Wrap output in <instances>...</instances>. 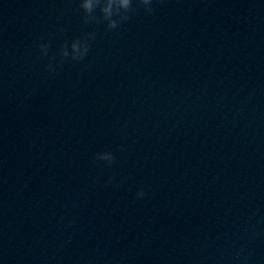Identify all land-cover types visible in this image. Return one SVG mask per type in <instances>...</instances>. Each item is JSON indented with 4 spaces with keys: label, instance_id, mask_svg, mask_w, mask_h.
I'll return each mask as SVG.
<instances>
[{
    "label": "clouds",
    "instance_id": "1",
    "mask_svg": "<svg viewBox=\"0 0 264 264\" xmlns=\"http://www.w3.org/2000/svg\"><path fill=\"white\" fill-rule=\"evenodd\" d=\"M137 3L146 6L145 10L148 13L153 11V8L151 7L153 0H137ZM97 7L100 8L103 19L107 21V27L109 29H116L118 27V20L113 19L114 15L119 18V21H127L130 18L128 13L136 11L133 7V0H80V8L83 9L85 14V23L90 21H96L99 23V19L93 15ZM90 38L94 37L91 35L83 39L78 37L72 41L71 49L73 60L82 59L87 54L89 51V44L87 41ZM40 48L46 53L47 45L41 44ZM61 54L64 57L69 56L67 44L62 47ZM97 158L107 161L109 165L115 160V156L111 152L97 153ZM144 195V189L141 188L138 191L137 196L143 197Z\"/></svg>",
    "mask_w": 264,
    "mask_h": 264
}]
</instances>
